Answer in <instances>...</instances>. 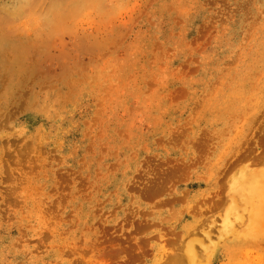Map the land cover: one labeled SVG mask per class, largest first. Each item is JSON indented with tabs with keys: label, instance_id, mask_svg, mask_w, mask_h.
Returning a JSON list of instances; mask_svg holds the SVG:
<instances>
[{
	"label": "rangeland",
	"instance_id": "obj_1",
	"mask_svg": "<svg viewBox=\"0 0 264 264\" xmlns=\"http://www.w3.org/2000/svg\"><path fill=\"white\" fill-rule=\"evenodd\" d=\"M0 264H264V0H0Z\"/></svg>",
	"mask_w": 264,
	"mask_h": 264
},
{
	"label": "bare ground",
	"instance_id": "obj_2",
	"mask_svg": "<svg viewBox=\"0 0 264 264\" xmlns=\"http://www.w3.org/2000/svg\"><path fill=\"white\" fill-rule=\"evenodd\" d=\"M261 197V196H260ZM257 199V198H256ZM232 211H233V209H232Z\"/></svg>",
	"mask_w": 264,
	"mask_h": 264
}]
</instances>
